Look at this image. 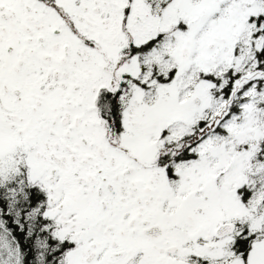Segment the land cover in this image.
Instances as JSON below:
<instances>
[{
  "label": "snow or ice",
  "instance_id": "1",
  "mask_svg": "<svg viewBox=\"0 0 264 264\" xmlns=\"http://www.w3.org/2000/svg\"><path fill=\"white\" fill-rule=\"evenodd\" d=\"M0 264H264V0H0Z\"/></svg>",
  "mask_w": 264,
  "mask_h": 264
}]
</instances>
